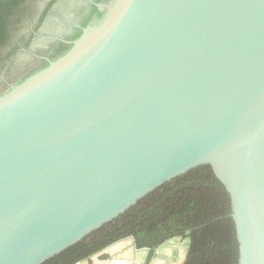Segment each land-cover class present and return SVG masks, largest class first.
Segmentation results:
<instances>
[{
	"label": "water",
	"instance_id": "1",
	"mask_svg": "<svg viewBox=\"0 0 264 264\" xmlns=\"http://www.w3.org/2000/svg\"><path fill=\"white\" fill-rule=\"evenodd\" d=\"M96 7L54 57L7 88L20 51L0 78V264H44L204 166L230 196L239 264H264V0ZM84 10L60 0L28 52Z\"/></svg>",
	"mask_w": 264,
	"mask_h": 264
},
{
	"label": "trees",
	"instance_id": "2",
	"mask_svg": "<svg viewBox=\"0 0 264 264\" xmlns=\"http://www.w3.org/2000/svg\"><path fill=\"white\" fill-rule=\"evenodd\" d=\"M45 2L0 0V78L21 47H31L36 35H21V31L29 19L35 20L37 9ZM58 2L50 0L44 4L36 18L37 31ZM231 213L226 188L211 167H200L166 183L118 219L44 264H76L130 236L139 249L150 251L145 264L151 262L159 247L175 238L188 240L183 264H239V244Z\"/></svg>",
	"mask_w": 264,
	"mask_h": 264
},
{
	"label": "flooded vegetation",
	"instance_id": "3",
	"mask_svg": "<svg viewBox=\"0 0 264 264\" xmlns=\"http://www.w3.org/2000/svg\"><path fill=\"white\" fill-rule=\"evenodd\" d=\"M50 0H46L45 3L49 2ZM60 1V0H59ZM100 0H82L83 5H85V10L83 11L84 13H82L81 18H78L77 20H75L74 23L72 24H68L69 28L72 30L68 33L65 34H59L58 36H54L53 41L51 44L48 45V47L46 49H34L33 52H28L30 47L25 48L24 46L21 47L20 51H23L25 54H27L28 56H31L32 60L30 61V63H28L27 67H25V71H21V73H17L14 76H7V80H3L2 84L6 85L7 88L9 87L10 84H13L15 82H17L18 80H20L24 75H26L31 69H33L39 62H42L41 57L43 56H47L49 58L54 57L65 45L64 40H72L75 39L76 37H78V35L80 34V32L82 31L83 27L86 26L89 22V20L93 17V15H95L97 7H96V3L99 2ZM44 3V4H45ZM44 4H42L38 9H37V14L35 16V20L29 19V24L30 26H34L36 24V18L39 16V14L41 13V11L44 8ZM96 7V8H95ZM87 23V24H86ZM32 30V29H31ZM32 33H34L35 35L38 34V31H31ZM19 51V52H20ZM13 61V60H12ZM12 61H9L8 64L6 65V67L2 70V76L5 74L7 67L10 65V63ZM1 76V78H2ZM1 84V83H0ZM131 237V236H130ZM130 237L121 239L109 246H107L106 248L100 250L99 252L81 260V261H90L95 255H98L100 253H103L104 251H106L110 246L115 245L116 243H119L121 241H124L125 239H129ZM157 251V250H156ZM155 251V252H156ZM102 256V255H101ZM104 256V255H103ZM154 256V255H153ZM149 257V252L146 256V259L144 260V263H146L147 259ZM113 257H110L109 260H112ZM153 259V258H152Z\"/></svg>",
	"mask_w": 264,
	"mask_h": 264
},
{
	"label": "crops",
	"instance_id": "4",
	"mask_svg": "<svg viewBox=\"0 0 264 264\" xmlns=\"http://www.w3.org/2000/svg\"><path fill=\"white\" fill-rule=\"evenodd\" d=\"M173 240H170V241H173ZM143 251L147 252V254L149 252L145 249H140L139 251L136 252L132 246V241L130 239H127L119 243H116L113 246H110L103 253L95 255L89 262L85 261L82 264H143L144 257L140 256ZM170 251H171V255H175V252H174L175 250L172 249ZM162 255L163 254L159 253V255H157L158 257H155V258L153 257V259L151 260L149 264H165L161 261H158V262L155 261V259H159V258L161 259ZM176 256H178V254ZM110 257H113V259L109 260Z\"/></svg>",
	"mask_w": 264,
	"mask_h": 264
},
{
	"label": "rangeland",
	"instance_id": "5",
	"mask_svg": "<svg viewBox=\"0 0 264 264\" xmlns=\"http://www.w3.org/2000/svg\"><path fill=\"white\" fill-rule=\"evenodd\" d=\"M175 238L173 241H168L167 243L163 244L158 252L163 254L161 259H155L156 262L161 261L165 264H182L184 259L186 258L188 252V240H182ZM177 240V241H176ZM174 247V248H173ZM175 250V255H171L170 250ZM178 256H176L177 254ZM140 256H143V260L146 259L147 252H142ZM158 257V256H157ZM168 259V260H167Z\"/></svg>",
	"mask_w": 264,
	"mask_h": 264
}]
</instances>
